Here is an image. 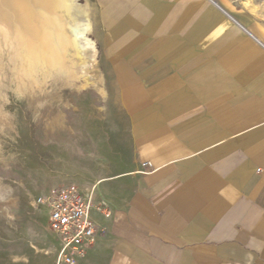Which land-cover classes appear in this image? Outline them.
<instances>
[{
    "label": "crops",
    "instance_id": "0c3cea01",
    "mask_svg": "<svg viewBox=\"0 0 264 264\" xmlns=\"http://www.w3.org/2000/svg\"><path fill=\"white\" fill-rule=\"evenodd\" d=\"M97 9L105 133L57 185L97 234L70 264H264L263 27L238 0Z\"/></svg>",
    "mask_w": 264,
    "mask_h": 264
},
{
    "label": "rangeland",
    "instance_id": "374dc122",
    "mask_svg": "<svg viewBox=\"0 0 264 264\" xmlns=\"http://www.w3.org/2000/svg\"><path fill=\"white\" fill-rule=\"evenodd\" d=\"M238 1L264 29V0ZM77 2L89 10L91 26L82 31L85 51L76 77L56 76L42 91L21 92L15 48L0 34V264H58L60 243L42 200L61 187L76 157L94 151L98 142L87 136L105 133L108 63L97 0Z\"/></svg>",
    "mask_w": 264,
    "mask_h": 264
},
{
    "label": "bare ground",
    "instance_id": "6f19581e",
    "mask_svg": "<svg viewBox=\"0 0 264 264\" xmlns=\"http://www.w3.org/2000/svg\"><path fill=\"white\" fill-rule=\"evenodd\" d=\"M85 17L89 10L77 0H0V34L15 48L21 92L42 91L56 76L76 77L74 67L85 51L82 31L91 26Z\"/></svg>",
    "mask_w": 264,
    "mask_h": 264
},
{
    "label": "built area",
    "instance_id": "2783aa9c",
    "mask_svg": "<svg viewBox=\"0 0 264 264\" xmlns=\"http://www.w3.org/2000/svg\"><path fill=\"white\" fill-rule=\"evenodd\" d=\"M49 209L50 226L60 250L58 264L73 263L93 245L97 224L92 219L90 199L77 186H64L42 200Z\"/></svg>",
    "mask_w": 264,
    "mask_h": 264
}]
</instances>
